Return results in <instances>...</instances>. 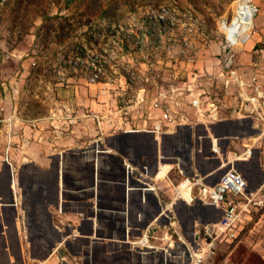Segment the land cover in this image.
<instances>
[{"label": "rangeland", "instance_id": "rangeland-1", "mask_svg": "<svg viewBox=\"0 0 264 264\" xmlns=\"http://www.w3.org/2000/svg\"><path fill=\"white\" fill-rule=\"evenodd\" d=\"M240 1L0 0V135L6 125L7 132L17 136L5 141L6 148L34 146L37 131L45 141L59 132L134 131L127 128L138 126L141 110H149L155 96L175 103L187 100L192 83L196 92L204 91L199 96L206 112L214 103L221 118H235L243 109L241 89L226 73L224 61L232 57V68L246 85L256 74L264 88V0H251L257 9L251 31L260 38L237 46L226 30ZM185 113L190 120L200 118L194 109ZM209 135L214 137L213 131ZM158 141L163 158L168 140L159 135ZM192 144L188 137L190 149ZM235 148L242 161L245 150L231 146V138L224 141V157ZM258 152L262 182L248 177L247 187L260 190L256 203L242 221L238 241L221 243L214 264H264V142ZM192 157L186 158L189 164ZM241 163L236 169L246 174ZM224 167L206 180L216 183ZM172 209L181 224L187 222L183 206ZM197 215L207 219L206 214ZM218 215L213 220H219ZM8 254L9 264H20L11 251Z\"/></svg>", "mask_w": 264, "mask_h": 264}, {"label": "crops", "instance_id": "crops-1", "mask_svg": "<svg viewBox=\"0 0 264 264\" xmlns=\"http://www.w3.org/2000/svg\"><path fill=\"white\" fill-rule=\"evenodd\" d=\"M250 33L242 46L259 35ZM201 123L195 125L194 131L180 126L175 135L171 133L175 129L160 135L169 142V151L163 158L159 156V141L150 131H68L59 132L50 141L37 131L34 134L38 143L34 146L6 148L4 125L0 135V263L9 264L11 251L20 264L22 260L55 264L57 259L51 253L57 248L64 252L66 260L76 257L82 264H137L134 256L121 250L124 246L118 240L126 233L138 234L161 209L154 193L140 188L148 181L146 174L151 177L156 173L153 174L155 161L174 164L179 159L175 165L184 175L216 170V165L211 167L213 160L220 161L219 156L226 159L224 141L252 136L250 119H225L208 126ZM222 132L225 134L218 136ZM24 136H28L26 131ZM16 137L11 134V140ZM188 137L193 143L191 149ZM208 140L219 151L217 158L210 157L216 154L209 152ZM188 149L193 157L188 156ZM184 150L187 156L182 155ZM235 151H229L227 157L234 158ZM248 153L243 151L242 155ZM195 154L200 156L193 160ZM171 157L173 160H168ZM191 157L193 162L184 166L186 158ZM255 160L235 159L233 164L236 168L237 162H242L239 168L257 182L261 172ZM181 206L190 219L185 226L194 223L195 218H191L196 212L200 216L215 213L213 207L198 203Z\"/></svg>", "mask_w": 264, "mask_h": 264}, {"label": "built area", "instance_id": "built-area-1", "mask_svg": "<svg viewBox=\"0 0 264 264\" xmlns=\"http://www.w3.org/2000/svg\"><path fill=\"white\" fill-rule=\"evenodd\" d=\"M224 63L226 73L238 83L241 89L239 96L242 99L243 109L234 116L250 119L252 130L249 131L252 136L248 139L230 137L231 146H237L249 152L241 157V160L256 158L257 167L261 168L255 151L257 149L260 151V145L264 142V88L258 82L256 74L250 77L246 85L232 68V57ZM246 87H251V91H247ZM186 91L187 100L183 99L176 103L173 98L165 100L155 96L149 110H141L143 118H139L138 126L127 129L150 131L158 139L159 135L170 134L169 131L172 129L178 131L180 126L194 131L195 125L199 122L208 126L225 120L218 114L217 104L210 103V108H207V112L205 111V101L199 96L204 95L203 90L196 92L192 83L187 86ZM187 108L194 109L200 118L190 120L185 113ZM7 136L10 141L11 132H7ZM197 140H200L198 135ZM209 141L212 144V141ZM235 150L238 149L235 148ZM209 152L216 154L213 145L209 148ZM174 161L175 164L177 160ZM220 164L218 161L216 168ZM213 170L202 173L204 180L205 176ZM158 171L159 164L156 173L151 177L148 176V181L143 182L140 188L143 191L153 192L161 209L151 222L140 229L138 234L130 236L126 233L123 239L118 240V243L124 246L121 250L134 256L137 264H214V257L221 243L231 245L238 241L243 228L242 221L249 217L250 207L256 203L260 190L247 191V179L233 169L226 170L218 181L209 187L202 185V182L194 176L195 172L184 175L176 165H172L162 177H157ZM177 203L209 205L215 212L219 211L221 216L215 222L195 220L192 233L187 234L172 209V206L175 207ZM63 253L59 254L57 248L53 250L51 255L57 259L55 264H82L81 259L76 257L66 260V255ZM22 264H46V260L38 262L22 260Z\"/></svg>", "mask_w": 264, "mask_h": 264}, {"label": "bare ground", "instance_id": "bare-ground-1", "mask_svg": "<svg viewBox=\"0 0 264 264\" xmlns=\"http://www.w3.org/2000/svg\"><path fill=\"white\" fill-rule=\"evenodd\" d=\"M256 7L253 5L251 0H241L237 10L234 13V16L231 20V22L228 25V28L226 30V36L227 38L235 45L237 46H242V42L244 40L247 39L248 34L251 32L252 27H253V18L256 14ZM214 151L219 153V151L217 150L216 147H214ZM235 159H238L236 156L234 157ZM173 157L169 158L168 160H172ZM224 158L219 156V160H220V167H224V165H226L224 168H226V170L228 169H233V170H237L235 167H233V158H229L227 157L225 160H223ZM167 160V159H166ZM159 171H158V176L157 177H162L168 169H170L172 167V165L175 164H170V161L163 163L162 165L160 164L159 161ZM217 168V169H218ZM215 172L212 171L210 172L208 175L205 176V180L204 177L201 176H197L198 174H195L194 176H196L201 182L202 185L205 187H209L212 186V181H214V179H208L206 180V177L213 174ZM222 175V174H221ZM220 175V176H221ZM219 179V177L217 178ZM182 203H177V205H181ZM210 207V206H207ZM206 214V221L207 222H213L215 220H213V218L216 216L217 212L215 213H207L204 212ZM188 215V213H186ZM195 220L199 221L198 218L200 219L199 215H197V213L195 214Z\"/></svg>", "mask_w": 264, "mask_h": 264}, {"label": "water", "instance_id": "water-1", "mask_svg": "<svg viewBox=\"0 0 264 264\" xmlns=\"http://www.w3.org/2000/svg\"><path fill=\"white\" fill-rule=\"evenodd\" d=\"M151 134H152V132H151ZM153 136V135H152ZM156 142H157V140H156V138L154 139ZM211 143H210V141L208 140V147L210 148L211 147ZM214 154V153H213ZM189 157L191 156V150H189V155H188ZM186 162V164L184 165V166H188V162L187 161H185ZM237 164H240V162H237ZM157 169H158V161H155V166H154V169H153V174L157 171ZM242 175L247 179V182H248V184H247V187L249 186V179H248V176L246 175V174H243L242 173ZM260 182H262V180H259V183ZM196 192V190L194 191V193ZM185 207H187V205H185L184 203H182ZM203 206H209V205H203ZM189 207V206H188ZM210 207H212V206H210ZM192 208H193V206H192ZM218 213H219V215H218V217H217V219H220V216H221V214H220V212L219 211H217ZM193 218H196L195 217V215H193V217L191 218V220H193ZM188 220H190V219H188ZM199 221H202V222H207L206 220H203V219H199ZM215 221H217V220H215ZM215 221H213V222H215ZM210 222V221H209ZM184 224H186V222L184 223ZM184 224H182V226H183V229H184V231L186 232V231H188V233L189 234H191L192 233V231H193V223H191V225L190 226H185ZM58 252L59 253H61V250H58Z\"/></svg>", "mask_w": 264, "mask_h": 264}, {"label": "flooded vegetation", "instance_id": "flooded-vegetation-1", "mask_svg": "<svg viewBox=\"0 0 264 264\" xmlns=\"http://www.w3.org/2000/svg\"><path fill=\"white\" fill-rule=\"evenodd\" d=\"M189 150V149H188ZM186 150H184L183 152H182V155H185V156H187V154H186V152H185ZM188 153V152H187Z\"/></svg>", "mask_w": 264, "mask_h": 264}, {"label": "trees", "instance_id": "trees-1", "mask_svg": "<svg viewBox=\"0 0 264 264\" xmlns=\"http://www.w3.org/2000/svg\"><path fill=\"white\" fill-rule=\"evenodd\" d=\"M43 16H45V15H43Z\"/></svg>", "mask_w": 264, "mask_h": 264}]
</instances>
